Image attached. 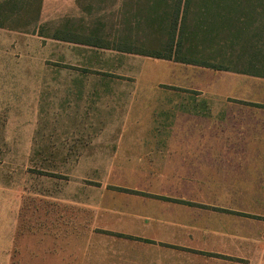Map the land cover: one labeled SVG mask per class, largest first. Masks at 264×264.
Listing matches in <instances>:
<instances>
[{
    "label": "rangeland",
    "instance_id": "obj_1",
    "mask_svg": "<svg viewBox=\"0 0 264 264\" xmlns=\"http://www.w3.org/2000/svg\"><path fill=\"white\" fill-rule=\"evenodd\" d=\"M27 1L0 0V23L19 27H0V264H39L41 239L52 246L49 237L66 234L72 215L87 219L89 211L71 205L171 199L158 193L171 182L158 179V165L121 161L129 151L123 143L137 134L130 130L158 122L152 94L173 88L160 82L175 64L83 46L88 63L86 55L57 62L49 60L57 45L75 46L53 41L29 46L23 32L102 44L121 29L117 23L131 0H46L44 6L40 2L37 21L28 16ZM252 70L264 75L261 66ZM42 76L63 78V83H41ZM68 77L76 82H66ZM85 77L89 81L79 83ZM96 92L100 99L94 100ZM188 198L206 200L183 202L204 208L219 228L231 225L237 242L232 254L240 264H264V196L254 202L225 197L233 207L222 205L223 197ZM25 240L32 242L28 260Z\"/></svg>",
    "mask_w": 264,
    "mask_h": 264
},
{
    "label": "crops",
    "instance_id": "obj_2",
    "mask_svg": "<svg viewBox=\"0 0 264 264\" xmlns=\"http://www.w3.org/2000/svg\"><path fill=\"white\" fill-rule=\"evenodd\" d=\"M45 2L41 0L43 6ZM23 32L29 36V46H48L50 41L75 46L57 45L49 55L57 62L81 61L86 55L88 63L80 46L127 53L42 35L38 30ZM168 61L177 71L160 82L173 88L152 94L158 122L130 130L137 134L127 136L134 139L123 143L129 151L128 159L121 162L158 165V179L171 181L158 193L171 199L127 206L71 205L75 211H89L87 219L72 215L66 234L49 237L52 246H44L41 239L39 264H240L232 254L237 242L231 225L219 228L204 208L184 202L206 201L189 196L223 197L221 204L233 207L225 197H248L254 202L256 196H264V76ZM103 62L102 58L99 66ZM79 79L86 83L90 78ZM37 80L63 83L58 77ZM96 93L94 100L100 99V92ZM32 253V242L25 240L24 259Z\"/></svg>",
    "mask_w": 264,
    "mask_h": 264
},
{
    "label": "trees",
    "instance_id": "obj_3",
    "mask_svg": "<svg viewBox=\"0 0 264 264\" xmlns=\"http://www.w3.org/2000/svg\"><path fill=\"white\" fill-rule=\"evenodd\" d=\"M40 2L26 3L34 21ZM128 5L112 40L90 44L216 70L258 74L252 68H264V0H131Z\"/></svg>",
    "mask_w": 264,
    "mask_h": 264
}]
</instances>
